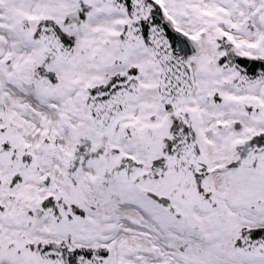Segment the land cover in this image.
<instances>
[{
	"label": "snow or ice",
	"instance_id": "obj_1",
	"mask_svg": "<svg viewBox=\"0 0 264 264\" xmlns=\"http://www.w3.org/2000/svg\"><path fill=\"white\" fill-rule=\"evenodd\" d=\"M0 264H264V0H0Z\"/></svg>",
	"mask_w": 264,
	"mask_h": 264
}]
</instances>
